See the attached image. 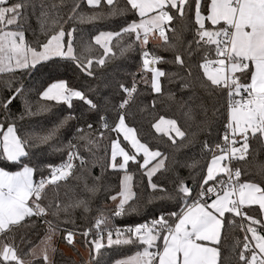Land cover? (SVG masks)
I'll list each match as a JSON object with an SVG mask.
<instances>
[{
    "label": "snow or ice",
    "instance_id": "6c2138e0",
    "mask_svg": "<svg viewBox=\"0 0 264 264\" xmlns=\"http://www.w3.org/2000/svg\"><path fill=\"white\" fill-rule=\"evenodd\" d=\"M83 2L75 0L67 6L66 15L59 11L63 5L40 3L37 22L43 39L32 42L26 36L27 10L31 8L35 14L37 5L30 0H0V74L12 77L0 83V264H55L58 228L51 218H67L76 209L89 213L90 198L98 189L85 183L87 197L63 204L58 192L52 200L47 199V193L49 188L58 189L60 182L67 184L77 167L91 176L100 150L104 167L124 175L118 194L108 197L114 204L111 214L98 210L91 228L82 233L85 238L93 236L86 240L88 264H105V251L118 252L121 246L136 251L112 264H225L221 250L225 226L235 227L239 233L228 249L236 264H264V171L261 179L254 180L236 166L246 162L251 140L264 142V0H124L122 8L116 7L114 0H86L91 13L81 11ZM102 4L107 7L105 12H100ZM125 13L131 15L118 31H100L77 48V24ZM187 31L191 38L186 37ZM114 38L120 54L138 52L140 64L130 85H118L120 102L110 123L97 102L60 78V70L74 65L79 73L94 77L95 69L106 64L105 58L115 55L110 43ZM95 46L103 50L98 57L93 55ZM151 48L171 53V64L182 72L161 67L169 61ZM18 72L45 77L42 90H38L40 101L66 105L69 110L73 99L82 101L87 112L95 114V124L85 119L84 112L80 116L70 113L43 134H21L17 121L47 112L49 106L32 102L29 87L14 79ZM162 78L177 79L181 92L190 98L198 87L214 100L213 113L223 116L222 142L203 141L201 150L210 153V159L203 167L195 161L188 164L199 174L192 183L177 175L171 191L152 181L157 172L167 168V152L159 145L141 142L129 126L138 81L152 93L162 94ZM17 100L19 114L12 111ZM197 107L203 116L199 126L208 128L210 135L208 105L201 102ZM183 115L193 118L191 106ZM73 120L83 121L82 126L70 124ZM151 127L172 148L188 142V132L175 118L161 115ZM62 130L72 137L63 153L67 159L58 165L34 162L32 149L52 147ZM130 164L144 170L148 187L160 194L155 198L170 202L171 209L161 207L150 219L145 216L142 222L120 228L111 223L113 218L129 212L139 214ZM38 223L47 230L39 243L33 244L28 234ZM75 235L67 231L61 238L73 245ZM18 240L27 245L26 250H21Z\"/></svg>",
    "mask_w": 264,
    "mask_h": 264
},
{
    "label": "trees",
    "instance_id": "16d2710c",
    "mask_svg": "<svg viewBox=\"0 0 264 264\" xmlns=\"http://www.w3.org/2000/svg\"><path fill=\"white\" fill-rule=\"evenodd\" d=\"M37 5L36 12L33 14L32 9L29 8L28 11V24L26 36L29 41L34 42L37 38L43 39V34L40 32V28L37 22V17L39 16V4H57L63 5L59 9L61 15H66L68 7L72 5L75 0H30ZM114 5L118 8L124 7V0H114ZM107 7L101 5L100 12H105ZM81 11L85 13H91L93 9L89 8L86 0L82 3ZM130 13H125V16H102L101 19L95 21V23H85L77 24L76 32V46L81 48L83 44L87 43L92 35L98 34L100 31H112L119 30V26L124 23V19L130 16ZM179 28L180 25L178 24ZM187 38H191V31L185 33ZM127 39V38H125ZM112 46V51L115 53L106 59V64L103 66H98L95 69L94 77H86L85 75L79 73L75 69L74 65L68 67L65 71L64 68L60 70V78L68 81L70 87H75L77 89L83 90L86 95L93 99L101 106V112L106 113L111 123V118L115 116V105H118L121 97V90L118 85L120 83H125L130 85L132 82V74L136 73L139 68L140 60L139 53L133 52L127 55H121L118 46L116 45L115 38L110 42ZM151 47V46H150ZM152 51L163 55L169 61L168 63L160 65L169 72L181 71L171 64V53L160 49L151 48ZM103 50L99 46H95L93 55L99 56ZM12 78L11 74H0V83L5 79ZM15 80H21L24 82L31 90L30 99L34 104H44L47 103L49 106V111L38 112L33 116H26L23 121L18 120L17 124L20 128L21 134L28 132L34 134H43L45 131L51 129L53 125L64 116L70 113L75 116H80L81 112L86 113L85 119L88 122L94 123L96 116L93 113L87 112V106L83 104L82 101L78 99H73L71 110L67 109L66 105H58L54 102H44L40 101L38 97V90H42L41 84L45 77L36 74H21L16 73ZM51 82V81H49ZM44 87L47 85L44 84ZM136 100L132 104L130 112L132 117L129 120V126L134 127L137 133L138 139L141 142L147 143L153 147L161 146L168 154L167 168L161 169L153 177L152 181L157 183L169 191L174 186V181L179 175L192 183V179L199 174L198 169H192L187 167L188 164L194 161L198 163L201 167L205 164L207 160L210 159V153H203L201 150V143L205 140L209 144H214L215 142H222L220 138L223 136V116L219 113L214 114L212 111V106L214 100L209 99L198 87L194 89V94L189 96L186 92H181L179 88V81L173 79L171 81L162 78V94H154L151 92L150 87L146 86L144 83L138 81V91L135 94ZM153 101L155 102V107H153ZM203 102L208 105V119L211 123V134L209 135V129L203 128L201 130L199 123L203 119L202 114L199 112L198 105ZM191 106L194 116L192 119H185L183 113L188 110ZM217 107H220L217 105ZM20 101L14 102L12 111L19 114L20 111ZM220 111H223L221 107ZM163 115L165 118H175L183 126L189 134L188 142L180 145L176 148H172L167 145L166 138L161 136V134L156 133L155 129L151 125ZM70 124H75L77 127L82 126L83 121L77 122L75 120L70 121ZM107 135V134H106ZM112 135H115L114 133ZM71 134L69 131L62 130L58 134L56 143L52 147L40 146L38 148L32 149L35 153L33 160L34 162L43 160L45 163L60 164L62 160L67 159L64 155V151L67 149L68 140L71 139ZM122 140L123 137L121 136ZM103 146H101L102 149ZM59 148L61 151H57ZM87 155V154H86ZM142 156V153L140 154ZM95 160L98 164L96 167L90 169L91 176L87 172H81L77 167L74 169V175L72 179L68 181L67 184L60 182L59 188H49L47 193V199L52 200L55 198L57 192L60 196L61 203H67L71 199L78 197H87L88 193L85 191V183L89 186L95 184L97 187V193L95 196L91 197V211L89 213H84L80 209H76L71 212V214L65 218L63 215L60 216L59 220L51 218L54 224L58 228V244L57 249L54 254L55 264H88L89 257L85 258L83 253L75 248V245L80 246L82 249H86V240L91 241L93 236L90 234L85 238L82 233L91 228L92 224L97 215L98 210H103L104 214L110 215L114 204L108 198L110 195H117L120 189V178L123 172L114 171L112 169H106L104 167V152L102 150L97 152ZM246 162H240L236 166L245 170L246 176L249 179L259 180L261 179L260 173L264 171V142L259 140H251L248 154L245 158ZM77 165L78 161L75 162ZM235 163V162H234ZM190 173L193 174L190 177ZM129 174L133 175V192L135 193V203L139 205V214L135 212H129L122 217H115L112 219L111 223L116 227H125L126 225H132L137 222H142L145 216L151 218L152 214L158 213L161 207H169L171 209V203L168 201L161 202L160 199L155 198L160 194L158 192L154 193L151 188L148 187V177L144 174V170L138 169L135 165L129 166ZM94 177H100L98 181L94 180ZM39 179V176L36 177ZM133 203V201H129ZM256 208L258 206H251ZM239 220V218H237ZM46 225L38 223L34 231L29 232L28 238L33 244H37L46 232ZM95 229H92L94 231ZM67 231H73L76 235L73 238L72 254L65 253L60 249V244H66L67 242L63 240L62 234H66ZM239 235L235 227L229 228L225 226L222 232L221 250L222 258L225 259V264H236L235 256L229 252V245L233 242V238ZM21 250H26L27 245L17 241ZM75 244V245H74ZM106 244V240H105ZM136 251L135 248L130 246H121L120 251H114L113 249H107L105 251V264H112V261L121 256L133 255Z\"/></svg>",
    "mask_w": 264,
    "mask_h": 264
},
{
    "label": "rangeland",
    "instance_id": "374dc122",
    "mask_svg": "<svg viewBox=\"0 0 264 264\" xmlns=\"http://www.w3.org/2000/svg\"><path fill=\"white\" fill-rule=\"evenodd\" d=\"M123 175H124V173H123ZM132 191H133V182H132ZM56 237H58V234L56 235ZM55 239H56V243H55V245H56V244H58V238H55ZM75 246H76L75 248H77L78 250H80L83 253L85 258L89 257V251H90L89 247H87L86 249H82L78 245H75ZM59 247H60V249H62L67 254H72V252H73L71 246L68 245L67 243L66 244H60Z\"/></svg>",
    "mask_w": 264,
    "mask_h": 264
},
{
    "label": "crops",
    "instance_id": "0c3cea01",
    "mask_svg": "<svg viewBox=\"0 0 264 264\" xmlns=\"http://www.w3.org/2000/svg\"><path fill=\"white\" fill-rule=\"evenodd\" d=\"M253 206H255V205H253ZM58 234V233H57ZM56 238H58V237H56ZM54 247L57 249V244L56 245H54ZM53 259H54V256H53Z\"/></svg>",
    "mask_w": 264,
    "mask_h": 264
},
{
    "label": "built area",
    "instance_id": "2783aa9c",
    "mask_svg": "<svg viewBox=\"0 0 264 264\" xmlns=\"http://www.w3.org/2000/svg\"><path fill=\"white\" fill-rule=\"evenodd\" d=\"M121 228H123V227H121ZM93 233L95 232V230L94 231H92Z\"/></svg>",
    "mask_w": 264,
    "mask_h": 264
}]
</instances>
